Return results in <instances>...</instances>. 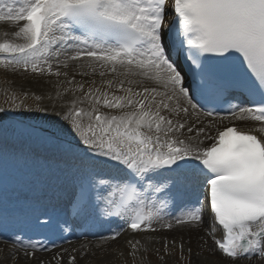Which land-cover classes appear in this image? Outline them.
Masks as SVG:
<instances>
[{
  "label": "snow or ice",
  "instance_id": "obj_1",
  "mask_svg": "<svg viewBox=\"0 0 264 264\" xmlns=\"http://www.w3.org/2000/svg\"><path fill=\"white\" fill-rule=\"evenodd\" d=\"M0 21L16 27L0 41V68L56 78L48 99L68 136L31 122L50 113L16 102L27 93L0 107V231L14 229L0 239L12 245L9 259L52 252L67 234L103 229L100 239L116 240L199 227L205 204L223 257L264 258V0H0ZM230 118L255 123L223 125ZM49 148L61 157L57 179L74 227L55 206L22 198L53 167L40 158ZM9 166L25 177L11 190ZM128 243L135 260L141 240Z\"/></svg>",
  "mask_w": 264,
  "mask_h": 264
},
{
  "label": "bare ground",
  "instance_id": "obj_2",
  "mask_svg": "<svg viewBox=\"0 0 264 264\" xmlns=\"http://www.w3.org/2000/svg\"><path fill=\"white\" fill-rule=\"evenodd\" d=\"M16 30V27L12 22L9 21H0V34L5 35L8 33L7 37L9 39L12 38L11 34ZM6 36V35H5ZM17 76H21V73H15ZM71 74V73H70ZM16 75H12L17 77ZM11 77V76H10ZM63 77H61V80ZM16 84V87H20L25 85ZM67 87V85H63ZM29 87V91L31 93H38L42 96L43 106H48L49 112L53 113L52 104L53 101L48 99L49 95L55 96L54 94L57 91L55 81L50 80L48 77L41 78L39 80H33L31 83L24 86V90ZM58 103V102H57ZM36 107V106H35ZM34 107V108H35ZM201 119L205 122L212 121V117H203ZM231 119V118H230ZM226 121V120H225ZM250 122V121H245ZM214 123L220 124L219 118H215ZM255 123V122H250ZM206 143H210V141H206ZM155 235H151L153 237L150 238L149 241L146 239L141 240L143 247L142 251L147 252L151 256V261L159 264L161 260H164L165 263L169 264L173 261L174 257L168 256V254L172 253L177 255L180 252V249L176 248L178 243L183 245V248H187L191 250H195V253L189 258V264H232L230 259H227L218 252H216L213 248L212 243L209 241L206 234L203 233V230L195 227L189 226H175L173 229H162L154 233ZM158 234V235H157ZM182 234V235H181ZM181 235V236H180ZM90 243L92 246L96 247V250L90 253H85L84 256L79 255L78 260L75 264H117L119 261L124 262L126 260V256L131 252L130 245H118V248H111L108 242H102L100 238H97L96 235L90 236ZM186 239V241H185ZM165 241H168L169 248L166 251L164 248ZM175 241V247L173 248L172 242ZM81 244V242L77 243ZM74 247V245H73ZM12 249V245L10 243H5L4 239H0V264H39L40 261H43L44 264H55V261L52 260V257L56 253L63 254L69 250V246H59L52 250V252H40L36 254L34 259H28L23 257L22 255L17 258L16 261H13L8 258L9 252ZM140 250V251H141ZM206 251L209 254L212 253L213 257L210 255L208 260L199 259V256L196 255L197 252ZM205 252H202L204 254ZM202 256V255H201ZM163 257V259H161ZM207 259V258H206ZM141 264V263H140ZM238 264H261V262L253 258L251 260L242 259L238 260Z\"/></svg>",
  "mask_w": 264,
  "mask_h": 264
},
{
  "label": "rangeland",
  "instance_id": "obj_3",
  "mask_svg": "<svg viewBox=\"0 0 264 264\" xmlns=\"http://www.w3.org/2000/svg\"><path fill=\"white\" fill-rule=\"evenodd\" d=\"M12 75H13V73H11V72L5 73L4 69L0 68V102H3V103H5L4 105L10 107L12 93L13 92H16V93L23 92V93H27V96L26 97L19 96V98L16 101L17 103H19L21 100H23L24 105H30L32 107L35 106V104L38 105L39 100H37L38 102L36 101V95H39V94L38 93L29 94L27 92V91H29V87L26 88L27 91L24 90V86L31 83L35 79L25 78L22 73H21V76H17L16 74H14L17 77H14ZM76 78L78 80H84V81H90L92 79V77H90V78L81 77L79 75H77ZM54 81H55V79H54ZM23 82H25L26 84L23 86H20V87L15 86L16 84H22ZM97 82H99V79L97 80ZM5 89L8 90L7 93L5 92ZM39 103L41 104V102H39ZM56 125L62 130L63 126L61 125V123L56 124ZM52 126H53V124H52ZM222 126L223 125H221V127ZM195 228H199V229L203 230L204 227L202 228L201 226H199V227H195ZM185 241H186V239H185ZM110 247L111 248H118L120 246H118L116 244H114V245L110 244ZM176 248H178V249L181 248L180 243H179V245H177ZM191 251H192V253H195V250H191ZM191 251H190V249H187L184 247L183 250L180 251L177 255L169 253L168 256L173 255V257H174L173 261L169 264H189V258L192 255ZM202 252L206 253V251H200V252H197L196 255L198 256ZM126 257L127 258L124 262L119 261L117 264H140V263L141 264H156V263L151 261L152 258L148 254H143V256L140 259L135 258V260H133V257L130 255V253ZM199 259L201 260L200 256H199ZM159 264H167V263H165L164 260H161ZM232 264H238V263H232Z\"/></svg>",
  "mask_w": 264,
  "mask_h": 264
}]
</instances>
